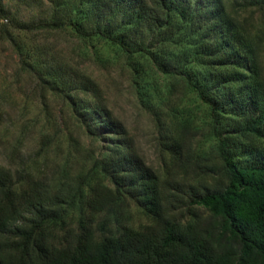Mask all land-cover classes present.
Returning a JSON list of instances; mask_svg holds the SVG:
<instances>
[{"label": "trees", "instance_id": "obj_1", "mask_svg": "<svg viewBox=\"0 0 264 264\" xmlns=\"http://www.w3.org/2000/svg\"><path fill=\"white\" fill-rule=\"evenodd\" d=\"M80 2L0 32L12 40L13 31L69 29L146 55L161 73L186 79L210 109L213 143L207 154L196 151L190 123L172 137L165 130L172 154L161 177L133 151L122 121L95 100L94 123L112 145L76 187H53L45 175L0 163V264H264V44L244 15L263 10L264 0ZM190 166L201 175L197 182L188 178ZM98 171L110 184L93 183ZM131 202L152 223L134 227ZM195 205L209 216L197 218Z\"/></svg>", "mask_w": 264, "mask_h": 264}, {"label": "rangeland", "instance_id": "obj_2", "mask_svg": "<svg viewBox=\"0 0 264 264\" xmlns=\"http://www.w3.org/2000/svg\"><path fill=\"white\" fill-rule=\"evenodd\" d=\"M72 1L81 3V0H0L6 13L0 18V31L4 25L10 28L18 19L49 18L56 7L65 14ZM230 1L227 0V5ZM244 15H251L254 30L264 44V9L252 8ZM12 36L9 40L7 34L0 32L3 166L12 170L24 168L37 177L45 175L53 187L63 184L76 187L79 174L89 171L94 160L107 154L112 145L111 134L94 123L95 100L107 105L122 121L133 151L161 177L166 175V163L172 154L166 145L172 139L163 136L165 130L172 137L182 133L184 123H190L191 127H197L196 151L207 154L211 148L210 109L186 79L161 73L146 55L129 56L99 37L82 39L69 29L34 34L13 31ZM15 45L21 46L22 54ZM31 61H36L35 66L30 65ZM60 65L64 67L58 68ZM66 78L69 82L64 81ZM87 124L96 126L100 135H90ZM43 139H50L51 143L45 145ZM178 171L185 172L184 167ZM186 172L192 182L201 176L194 166ZM14 179L18 180L16 174ZM100 180L110 184L108 177L98 171L92 181ZM20 183L26 185V179H20ZM130 211L134 227L152 223L151 215L135 203L131 202ZM193 211L197 218L210 214L202 205H195Z\"/></svg>", "mask_w": 264, "mask_h": 264}]
</instances>
